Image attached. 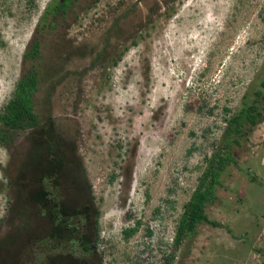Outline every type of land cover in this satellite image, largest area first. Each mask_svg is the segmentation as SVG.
I'll list each match as a JSON object with an SVG mask.
<instances>
[{
	"label": "rangeland",
	"instance_id": "rangeland-1",
	"mask_svg": "<svg viewBox=\"0 0 264 264\" xmlns=\"http://www.w3.org/2000/svg\"><path fill=\"white\" fill-rule=\"evenodd\" d=\"M52 2L0 0V112L29 68L24 53ZM76 5L61 37L45 38V85L35 94L41 125L0 145V264H43L44 249L39 258L32 243L42 222L28 195L48 163L47 137L64 145L56 147L69 163L62 189L73 186L67 193L98 214L94 253L73 264L171 256L173 264H264V103L256 94L264 93V0ZM252 104L262 121L230 138L238 165L222 174L206 209L218 226L200 225L175 249L184 207L228 143L229 121ZM129 229L137 231L126 238Z\"/></svg>",
	"mask_w": 264,
	"mask_h": 264
},
{
	"label": "trees",
	"instance_id": "trees-1",
	"mask_svg": "<svg viewBox=\"0 0 264 264\" xmlns=\"http://www.w3.org/2000/svg\"><path fill=\"white\" fill-rule=\"evenodd\" d=\"M73 2V0H53L51 5L46 8L38 26L44 25L52 15L59 11H66ZM42 52L40 41L37 40L24 53V62L31 66L23 71L12 98L0 112L1 146H9L13 131L26 127L35 129L41 125L39 114L35 111V94L45 85L41 75L42 64L39 63ZM262 86L264 87V82ZM256 94L257 100L264 103V93L261 91ZM261 117L262 114L259 112L258 106L252 104L244 106L229 121L225 130L228 143L213 153L197 188L184 207L175 234V249L181 246L187 236H195L200 225L218 226L216 221L210 220L206 209L217 200V189L222 184V174L232 165H238L231 146L234 143L230 138L233 134L243 136L244 128L248 126L251 129L254 128L262 121ZM58 138L47 137L48 163L45 165L44 173L32 183L37 184V189L34 192L30 191L28 195L37 211V218L42 222L41 229L38 233L35 232L37 236L32 243L36 248H39L37 257L40 258L43 254L41 249H44L43 264H56L57 259H63L68 264H73L75 263L72 261L73 256L94 253L92 245L97 243L99 233L98 214L93 212L94 207L91 202L82 201L83 199H81L82 202L74 200L73 194L67 193L73 186L66 190L61 187L64 181L62 179L65 177L63 173L69 163L65 155L56 154L58 152L56 147L61 149L64 146ZM66 185L67 180L64 181V186ZM70 185L75 186L76 184L72 182ZM136 231L137 229L125 231L126 238L131 237ZM15 257H10V259ZM4 258L9 259L8 257ZM6 260L5 264H7ZM161 264H173V257L165 258Z\"/></svg>",
	"mask_w": 264,
	"mask_h": 264
},
{
	"label": "flooded vegetation",
	"instance_id": "flooded-vegetation-1",
	"mask_svg": "<svg viewBox=\"0 0 264 264\" xmlns=\"http://www.w3.org/2000/svg\"><path fill=\"white\" fill-rule=\"evenodd\" d=\"M73 1L74 2L72 4V6L70 8H68L66 11H59L57 14L52 15L50 17L49 21H47L44 25L37 26L36 31H35V35L33 36L34 38L30 42L29 46H31V44H33L37 40H39L42 50L48 49V47L49 46L51 47V45L49 43H45L46 37H50L53 40L55 39V37H57V35L59 37H61L60 32L66 30V28L69 27L70 23L68 20L76 19L77 15H78L79 7H77L76 4H78L80 0H73ZM39 62H40V60H39ZM27 64H29V63H27ZM30 66L31 65L29 64V67Z\"/></svg>",
	"mask_w": 264,
	"mask_h": 264
}]
</instances>
